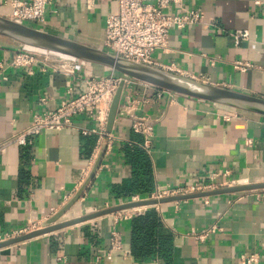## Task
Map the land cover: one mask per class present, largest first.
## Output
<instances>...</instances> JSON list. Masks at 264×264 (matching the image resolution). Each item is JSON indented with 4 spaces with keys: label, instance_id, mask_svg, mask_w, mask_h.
<instances>
[{
    "label": "crops",
    "instance_id": "0c3cea01",
    "mask_svg": "<svg viewBox=\"0 0 264 264\" xmlns=\"http://www.w3.org/2000/svg\"><path fill=\"white\" fill-rule=\"evenodd\" d=\"M182 4L186 10L199 11L203 21L170 30L167 50L155 51L151 66L264 99V0H182ZM115 10L113 0H95L91 10L78 0H53L46 7V24L29 26L102 48L105 18ZM10 12L9 0H0V16L9 18ZM236 32L247 33L238 45L232 38ZM16 49L12 41L0 37V63L7 64ZM238 62L249 67L236 70ZM4 73L0 238L31 225L40 227L71 200L96 160L97 123L80 115L73 119L71 130L44 131L25 146L7 141L29 125L33 114L55 109L67 90L77 96L85 91L88 78L104 74L101 67L90 64L75 65L73 76L39 67L31 74L14 69ZM125 94L146 101L135 106L134 115L146 118L153 129L149 147L143 148L142 136L130 127L132 120L120 113L125 109L122 100L111 131L106 127L110 147L63 220L144 200L167 188L212 184L216 187L208 192H214L227 189L220 186L223 183H264V117L182 96L175 101L167 95L157 98L141 86L131 85ZM126 147L140 148L149 158L154 189L143 198L125 197L131 182ZM149 208L173 234L168 263L161 256L133 258L128 221L115 224L110 214L0 248V264H238L242 253H256L257 264H264V190L165 202L141 210ZM213 225L221 230L204 241L195 238ZM113 229L121 236L122 249L108 253Z\"/></svg>",
    "mask_w": 264,
    "mask_h": 264
},
{
    "label": "built area",
    "instance_id": "2783aa9c",
    "mask_svg": "<svg viewBox=\"0 0 264 264\" xmlns=\"http://www.w3.org/2000/svg\"><path fill=\"white\" fill-rule=\"evenodd\" d=\"M53 0H9L11 12L9 18L16 23L44 26L46 7ZM85 8H94L95 0H78ZM116 5L115 12L106 16L104 21L103 50L120 58L137 63L152 64L151 55L155 51H166L170 30L173 28L185 29L202 23L203 16L199 11L186 10L182 0H113ZM172 9L174 11L172 12ZM235 45L247 38L246 32H236L232 34ZM13 42V41H12ZM17 47L7 64L0 63V90L2 83L7 81L6 69L21 70L27 74L39 67L42 71L49 70L50 73H63L64 75H74V68L77 64L89 65L70 57L42 51L13 42ZM246 64L235 63L234 68L244 71ZM102 68V67H101ZM104 74L99 78H88L85 81L86 89L77 96H71L70 90L66 92V98L61 100L53 110H44L31 116L29 125L21 132L14 134L7 145L15 144L25 146L29 140L44 131L61 132L73 128V119L80 115L93 118L97 123L96 133L98 135V146L94 154L97 156L101 147L106 150L110 147V139L106 134L107 117L112 100L120 84L123 85V98L125 99L124 110L120 113L132 120L130 125L132 131L143 138V148L148 149L153 129L144 117L134 115L135 106L145 100L137 101L129 99L126 88L134 85L151 90L157 98L164 95L169 96L171 101H175L178 95L158 89L154 86L139 82L129 77L118 74L112 70L102 68ZM121 100V101H122ZM44 102V100H41ZM232 116H235L232 115ZM230 116H225L226 120ZM4 147L0 146V151ZM88 173H85V178ZM241 185L240 182L220 184L224 188H232ZM216 186L212 184H192L177 188H167L151 195L150 198L160 200L168 197L188 196L201 192L214 190ZM138 201V200H135ZM134 201V202H135ZM143 213L140 208H132L111 214L113 222L119 223L129 221L134 215ZM41 227V226H40ZM40 227H25L11 235L0 238V243L12 240L25 235ZM221 229L217 225L210 226L195 235L199 241H204ZM122 249V240L117 229L110 232L108 253ZM259 256L256 253H242L238 258V264H257Z\"/></svg>",
    "mask_w": 264,
    "mask_h": 264
},
{
    "label": "water",
    "instance_id": "95a60500",
    "mask_svg": "<svg viewBox=\"0 0 264 264\" xmlns=\"http://www.w3.org/2000/svg\"><path fill=\"white\" fill-rule=\"evenodd\" d=\"M0 37L27 47L59 54L86 64L106 68L131 79L154 86L158 89L174 93L178 96L209 102L264 117V99L262 98L239 93L224 87L206 84L150 65L126 60L112 55L101 48L63 38L43 30L33 28L29 25L19 24L7 17L0 16ZM123 95V85L120 84L112 100L108 113L106 123L107 132L111 131ZM104 153L105 148L102 147L86 179L71 200L63 206V208L47 219L39 229L29 232L21 237L2 242L0 243V248L127 209L145 206L149 207L165 202L202 198L212 195L264 190L263 183L235 186L219 191L205 192L188 196L168 197L160 200L151 199L149 196L144 200L120 204L118 206L71 220H63L62 217L79 200L87 185L94 178L102 162Z\"/></svg>",
    "mask_w": 264,
    "mask_h": 264
},
{
    "label": "trees",
    "instance_id": "16d2710c",
    "mask_svg": "<svg viewBox=\"0 0 264 264\" xmlns=\"http://www.w3.org/2000/svg\"><path fill=\"white\" fill-rule=\"evenodd\" d=\"M125 158L131 168V182L125 197L141 198L154 189L152 170L147 154L140 148L126 147ZM130 255L138 260L161 256L168 263L173 253V234L166 229L154 208H149L128 221Z\"/></svg>",
    "mask_w": 264,
    "mask_h": 264
},
{
    "label": "bare ground",
    "instance_id": "6f19581e",
    "mask_svg": "<svg viewBox=\"0 0 264 264\" xmlns=\"http://www.w3.org/2000/svg\"><path fill=\"white\" fill-rule=\"evenodd\" d=\"M142 208H143V207H141V209H142ZM141 209H140V210H141Z\"/></svg>",
    "mask_w": 264,
    "mask_h": 264
},
{
    "label": "rangeland",
    "instance_id": "374dc122",
    "mask_svg": "<svg viewBox=\"0 0 264 264\" xmlns=\"http://www.w3.org/2000/svg\"><path fill=\"white\" fill-rule=\"evenodd\" d=\"M243 112V111H242Z\"/></svg>",
    "mask_w": 264,
    "mask_h": 264
}]
</instances>
